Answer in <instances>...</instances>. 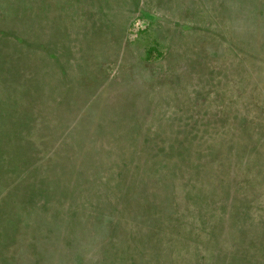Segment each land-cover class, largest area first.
Segmentation results:
<instances>
[{"label": "rangeland", "instance_id": "1", "mask_svg": "<svg viewBox=\"0 0 264 264\" xmlns=\"http://www.w3.org/2000/svg\"><path fill=\"white\" fill-rule=\"evenodd\" d=\"M254 1L229 0L228 22L218 16L220 29L206 30L193 25L191 19L200 22V16L185 13V21L184 13H176L181 0H0V264L31 260L21 259L17 250L19 239L31 237L30 229L18 224L25 207L30 214L36 211L26 200L31 186L42 187L46 177H55L53 192L79 203L83 196L93 197L91 181L106 176L105 167L125 164V183L139 173L140 158L148 163L140 167L142 181L162 176L161 185L144 187L154 205L186 212L194 207L195 214L207 208L205 225L190 228L204 229L207 247L217 251L213 256L235 254L218 259L181 242L189 249V264H264L263 173L255 177L248 161L239 160L220 180L216 164L212 184L198 186L196 174L194 186L172 194L165 168L150 164L162 154L166 165L178 164L188 173L204 157L202 149L215 141L224 156L231 145L251 150L257 144L264 156V116L257 124L239 104L230 117L213 121L220 104L215 91L264 95V64H252L258 60L243 51L261 43L259 26L250 18L258 5ZM260 9L264 12V0ZM224 58L231 64L241 60L240 69L225 66ZM34 164L46 167L25 174ZM99 190L100 213H112L113 202ZM205 192L225 197L229 205L219 212L225 201L204 199ZM76 223L75 218L65 227ZM203 238L188 240L197 244Z\"/></svg>", "mask_w": 264, "mask_h": 264}, {"label": "trees", "instance_id": "2", "mask_svg": "<svg viewBox=\"0 0 264 264\" xmlns=\"http://www.w3.org/2000/svg\"><path fill=\"white\" fill-rule=\"evenodd\" d=\"M151 1L152 0H148V2ZM155 1L157 2V0ZM181 1L182 7H176L179 10V12L176 13H178L179 16L184 13L182 15V20H187L184 16L185 13L187 15L192 13L195 16L198 15L201 17L200 22L197 21V18H192L193 25H201L202 28L209 30V28L220 29L223 21H226V23L228 22L227 9H231L230 3H228L229 0ZM254 2L258 5L257 9L251 12L250 18L255 25L259 26L258 32H260V36L258 39L261 40V43L258 49L252 46H245L243 51L246 54L250 53V57H255L252 59L258 60V62H253L252 64H264V12L260 9L263 7V0H255ZM134 5L136 4H131V6L128 4V9L130 10V7ZM237 5L241 7V3L240 5L237 3ZM143 6L144 5L139 7V9L143 8ZM180 9L182 12H180ZM129 10L125 16L131 14ZM173 10L174 9L171 8L169 12L172 13ZM249 14L250 13H248V15ZM218 16L223 18V21L221 19L217 20L219 18ZM227 30H231L229 25ZM231 38L235 40V36ZM235 42L240 43L238 40H235ZM249 48L252 50L250 51ZM223 63H225V66L227 65L228 67H234V69H240L239 65L241 60H236L231 64V62H225L224 58ZM220 64L222 65V63ZM218 66L219 64L217 62L213 63V67L216 68L217 71V68H219ZM257 82L258 81H255V83ZM260 83L262 82L259 81L258 84ZM245 93L246 92H244V94ZM215 95L216 100L220 102L214 111L215 120L213 121H216V124H218L216 116L218 118L220 115L230 117V115L233 114L230 110H236L239 104H243V107L246 108V114L257 124L264 116L263 94H261L258 99L256 95L247 97L246 95H241L240 92L236 95L227 94L225 96L219 95L217 91H215ZM241 120H245L244 117H242ZM256 126L259 128L258 125ZM217 145V141H215L206 146L208 149H202L204 151V157L201 158L199 163L197 161L196 163H192L191 166H194L195 169L192 171L190 170L188 173L183 171L178 164L166 165L167 159L164 158L162 154L159 156L156 154V156L151 159V168L154 167L153 164H160V166L155 165L156 168H160L161 166L165 168V175H163L170 186L168 192H173L172 194L176 193L178 187L187 190V186L193 185L194 181H196V174H199L197 177L199 181H196L198 186L205 185L208 182V184H212L214 181L212 180L210 183V179L212 178V174H214L213 170L216 164H220V167H218L220 172H218V175L216 174V177H221L220 180L224 179L222 177L225 174L226 176L228 175L232 167L236 168L239 160L241 163L243 162V164H246V161H248V166L251 165L253 167L255 177H259V175H261L260 172L264 175V165H262V163H264L263 151L261 147L259 148L258 146L261 144L253 145L254 147H252L251 150L247 147L246 149L245 147H232L233 145H231L224 150L227 153L225 156L220 154L222 150ZM212 150L214 152L209 153ZM248 151H251L250 154ZM230 152H233V155H231ZM246 152L248 154L242 157L243 160L238 158L239 155ZM145 163H147L145 158H140L137 165L139 173L137 172L138 174L135 173L134 176H129L130 178H128V181L125 183H122V180H124L123 178L128 177L125 172V169H127L125 164H121V168L105 167L104 173L106 176L102 178L99 177L98 181H91V183L95 185L93 188V190H95L92 194L95 199H93V197L83 196L79 203L66 200V198H68L66 194L53 192V190L56 189L54 185L57 182L55 177H46L42 187L31 186L29 190L30 193L27 195L26 200H31L33 206L36 205V211L30 214L28 211L29 208L25 207V211L18 217V224L22 228H29L30 230L28 232L31 233V237L27 236L29 239L24 243V240L22 241V239H19V244L22 243L21 246L19 245L17 248V250L19 249L20 258L31 259L22 264H189L191 263L187 260L189 259V249L185 248L181 242L193 248L195 247V250H201L203 253L207 250L210 251V255L212 254L210 257H217L218 259H223L224 257V259H227V256L229 258L230 256L234 257L235 254L229 250H227L226 255H220L221 253H218L219 255L213 256L217 251L212 247H207V237H205L206 233L204 229L198 227L195 229L190 228L191 225H202V227L205 225L203 220L207 219L210 214L207 208L202 209V213L201 210H199V212L195 214L193 212L195 209L194 207H191L190 210L188 208L189 211L186 212L185 209H179L175 204L176 208L174 207L173 211L172 209H165L154 205L149 197L148 191L145 190L144 187L145 185L154 187L157 186V183L161 185L163 180L162 176L159 175L153 177L151 180L147 178L144 181L150 183H145L143 185L144 181L141 180L140 176L143 174L144 170H141L140 167L145 168ZM45 167L43 168L42 164H34V167L31 166L26 169L25 174L34 175L36 168H43L42 170H44ZM53 170L55 171V168ZM180 170L182 171L180 172ZM45 172L47 174L48 170ZM70 175L73 174L70 173ZM230 175L235 177V174L231 172ZM232 180H235V178L232 177ZM99 188L105 191L103 195L104 199L109 203L113 202V204H111L113 209L110 214L103 215L100 213L98 205V200H100L101 197ZM205 197L204 199L209 198L212 201L213 199L215 201H225V197H215L207 192H205ZM50 199L54 201L52 202ZM227 199L231 202L233 200L228 197ZM227 202L228 201H225V203L223 202L217 210H219V212L224 211L226 206L229 205V202ZM214 210H216V208ZM25 215L28 218H26ZM192 215H194V217ZM183 216L186 218H183ZM190 217V222H188L187 220ZM75 218L77 223L73 229L65 227ZM88 222L89 225L87 224ZM201 234L204 238L200 243L197 242V244H194L188 240L190 236L201 238ZM166 243H169L168 245L170 246L169 250L171 254L168 255L170 259H166L167 255L165 252L168 248ZM239 243L245 245L243 238L240 239ZM180 244L183 248H178ZM225 245H228V243L226 242ZM20 250H22V252ZM174 250H176L177 253L172 252ZM1 251L2 246L0 245V259H2ZM151 252L156 253L159 259H152ZM256 254L261 256L263 253L257 251ZM243 258H245V255L242 256V259Z\"/></svg>", "mask_w": 264, "mask_h": 264}]
</instances>
